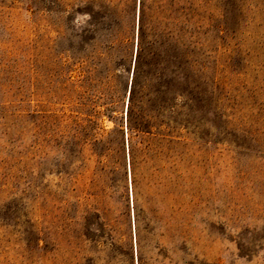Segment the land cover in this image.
Wrapping results in <instances>:
<instances>
[{
	"label": "rangeland",
	"instance_id": "1",
	"mask_svg": "<svg viewBox=\"0 0 264 264\" xmlns=\"http://www.w3.org/2000/svg\"><path fill=\"white\" fill-rule=\"evenodd\" d=\"M181 7L194 82L184 258L264 264V0H0V264H116L107 211L123 264H163L165 248L176 261L158 142ZM131 102L154 127L134 138L136 190Z\"/></svg>",
	"mask_w": 264,
	"mask_h": 264
},
{
	"label": "trees",
	"instance_id": "2",
	"mask_svg": "<svg viewBox=\"0 0 264 264\" xmlns=\"http://www.w3.org/2000/svg\"><path fill=\"white\" fill-rule=\"evenodd\" d=\"M180 37L177 39L178 52L175 55L173 66L171 69V79L166 80L162 94V120L159 124L160 139L158 142L159 156L162 162L163 170V187L165 191L164 201L167 202L169 194L174 195L175 206L179 209L172 215L165 216V225L170 224V219L175 221L174 225V253L177 254L175 262L170 264H204L203 262L188 261L184 256L191 254L190 234L188 231L190 215L184 211L189 202L192 182V146L194 139V106L192 105V96L194 82L192 79V62L190 42L186 39L190 28L189 8L181 7L179 13ZM137 87V76L134 78L132 87V99L135 95ZM177 99H182V103L178 105ZM133 102L129 106L128 126L130 132L129 140V159L133 177L134 190L137 189V177L144 166V140L134 141L139 135L148 133L153 134V126L144 125V121L137 122L132 119ZM143 139V138H142ZM108 166H104L102 173H107ZM115 171V168H112ZM171 191V192H170ZM108 212V211H107ZM107 212L102 215L103 228L108 229L109 240L113 252V260L116 264H123L125 260H121L120 256H124L120 251L118 244L122 242V238L118 239L115 229L116 220L111 219ZM102 214V213H101ZM168 249H164L165 261L170 258ZM118 261V262H117ZM141 264H143V256H141ZM123 262V263H122Z\"/></svg>",
	"mask_w": 264,
	"mask_h": 264
},
{
	"label": "water",
	"instance_id": "3",
	"mask_svg": "<svg viewBox=\"0 0 264 264\" xmlns=\"http://www.w3.org/2000/svg\"><path fill=\"white\" fill-rule=\"evenodd\" d=\"M129 174H130V170H129Z\"/></svg>",
	"mask_w": 264,
	"mask_h": 264
}]
</instances>
